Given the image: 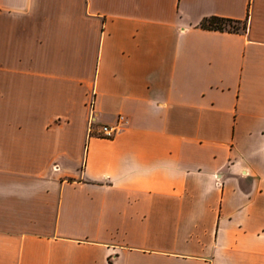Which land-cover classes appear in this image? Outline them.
<instances>
[{
    "label": "crops",
    "instance_id": "1",
    "mask_svg": "<svg viewBox=\"0 0 264 264\" xmlns=\"http://www.w3.org/2000/svg\"><path fill=\"white\" fill-rule=\"evenodd\" d=\"M0 264H264V0H0Z\"/></svg>",
    "mask_w": 264,
    "mask_h": 264
},
{
    "label": "trees",
    "instance_id": "2",
    "mask_svg": "<svg viewBox=\"0 0 264 264\" xmlns=\"http://www.w3.org/2000/svg\"><path fill=\"white\" fill-rule=\"evenodd\" d=\"M232 24H239L241 27L235 29H228V26H231ZM202 29L205 30H214V31H229V32H240L246 30V22L240 21V20H233L228 18H222L217 16H211L209 18H205L201 24Z\"/></svg>",
    "mask_w": 264,
    "mask_h": 264
},
{
    "label": "built area",
    "instance_id": "3",
    "mask_svg": "<svg viewBox=\"0 0 264 264\" xmlns=\"http://www.w3.org/2000/svg\"><path fill=\"white\" fill-rule=\"evenodd\" d=\"M93 104L94 101L92 100L90 102V123H89V132H94L93 128ZM120 120H123L122 117L119 118ZM118 132L117 127H112L108 125H102L99 130L97 131V136L100 138H112L114 135Z\"/></svg>",
    "mask_w": 264,
    "mask_h": 264
},
{
    "label": "rangeland",
    "instance_id": "4",
    "mask_svg": "<svg viewBox=\"0 0 264 264\" xmlns=\"http://www.w3.org/2000/svg\"><path fill=\"white\" fill-rule=\"evenodd\" d=\"M239 27H241V25H239V24H232L231 26H228L227 28H228V29H232V28L237 29V28H239Z\"/></svg>",
    "mask_w": 264,
    "mask_h": 264
}]
</instances>
